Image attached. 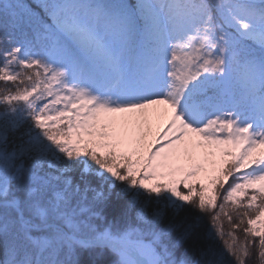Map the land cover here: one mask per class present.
Masks as SVG:
<instances>
[{
  "label": "snow or ice",
  "instance_id": "obj_1",
  "mask_svg": "<svg viewBox=\"0 0 264 264\" xmlns=\"http://www.w3.org/2000/svg\"><path fill=\"white\" fill-rule=\"evenodd\" d=\"M105 253L264 264V0H0V264Z\"/></svg>",
  "mask_w": 264,
  "mask_h": 264
},
{
  "label": "trees",
  "instance_id": "obj_2",
  "mask_svg": "<svg viewBox=\"0 0 264 264\" xmlns=\"http://www.w3.org/2000/svg\"><path fill=\"white\" fill-rule=\"evenodd\" d=\"M25 2L32 3V0H25ZM222 224L225 232L230 230L229 224L226 219L222 218ZM204 226H209V217L207 215L204 217ZM236 234L242 238V233L240 231H237ZM217 245L222 247V241H217ZM111 259L112 257L110 256V254L105 253L104 257L102 258L101 264H108V261H110Z\"/></svg>",
  "mask_w": 264,
  "mask_h": 264
}]
</instances>
